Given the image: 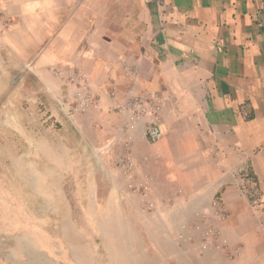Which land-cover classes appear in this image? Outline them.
<instances>
[{"label": "crops", "instance_id": "0c3cea01", "mask_svg": "<svg viewBox=\"0 0 264 264\" xmlns=\"http://www.w3.org/2000/svg\"><path fill=\"white\" fill-rule=\"evenodd\" d=\"M0 3L9 22L0 31V115L30 155L83 171L77 179L97 187L112 188L115 173L128 186L133 176L117 159L131 117L116 108L128 94L159 93L162 139H142L139 125L132 144L135 179L156 203L144 213L154 257L146 264H264V0ZM73 68L86 74L95 104L68 117L60 103L78 92ZM245 172L262 192L257 208L242 193ZM198 225L219 228L227 247L203 251Z\"/></svg>", "mask_w": 264, "mask_h": 264}, {"label": "rangeland", "instance_id": "374dc122", "mask_svg": "<svg viewBox=\"0 0 264 264\" xmlns=\"http://www.w3.org/2000/svg\"><path fill=\"white\" fill-rule=\"evenodd\" d=\"M4 119L0 115V264H146L154 259L146 250L152 243L146 212L116 173L108 188L77 179L83 171L54 170L47 156L28 153L22 136Z\"/></svg>", "mask_w": 264, "mask_h": 264}, {"label": "built area", "instance_id": "2783aa9c", "mask_svg": "<svg viewBox=\"0 0 264 264\" xmlns=\"http://www.w3.org/2000/svg\"><path fill=\"white\" fill-rule=\"evenodd\" d=\"M5 11L0 3V31H5L8 28V20H4ZM192 62H196V56L193 53L184 54ZM51 72L57 75H63V72L55 68L51 69ZM128 75L132 74L133 78H136L139 74L138 71H131ZM70 84L77 89V93L74 98L61 100V107L64 113L68 117H72L76 114H81L89 109L95 104V96L91 90H89L87 85L86 74L78 69L73 68L69 74ZM110 97L116 101L118 97V90L113 87L110 92ZM163 110V99L159 93L144 92L141 95L128 94L122 105H118L116 112L118 115L128 114L131 120L127 123L122 124L120 131L127 130L129 135L127 140L123 144L125 147L124 153H121L117 159V164L119 168L122 169L124 174L133 176V180L128 185L130 191L140 196L144 202L145 210L152 212L155 210L156 205L154 202L149 201V191L145 183L137 182L135 179V160L132 154V144L135 141L133 135L136 132L139 125L143 126L142 129V139L147 140L149 143H157L162 137L161 130V119ZM242 193L249 200L250 205L253 208H257L261 204L262 192L254 179L253 175L249 172H245L242 177ZM214 219L218 222H224L227 215L220 209V207L214 203ZM197 231L200 233V246L203 251L209 250L213 247L217 249L227 247V240L222 236V232L219 228L215 226L202 227L198 225L196 227ZM187 239L193 242V238H186L184 236L181 239Z\"/></svg>", "mask_w": 264, "mask_h": 264}, {"label": "clouds", "instance_id": "9594fccd", "mask_svg": "<svg viewBox=\"0 0 264 264\" xmlns=\"http://www.w3.org/2000/svg\"><path fill=\"white\" fill-rule=\"evenodd\" d=\"M138 197H140V196H138ZM140 199H141V203H142V206H143V211L144 212H146L147 213V211L145 210V207H144V202H143V200H142V198L140 197ZM149 201H152L151 200V198H150V193H149ZM153 202V201H152ZM155 203V202H154ZM155 205H156V203H155ZM156 209V208H155ZM155 211V210H154ZM153 212V211H152Z\"/></svg>", "mask_w": 264, "mask_h": 264}]
</instances>
